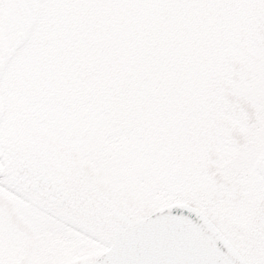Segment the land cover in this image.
I'll return each instance as SVG.
<instances>
[{"label": "snow or ice", "instance_id": "obj_1", "mask_svg": "<svg viewBox=\"0 0 264 264\" xmlns=\"http://www.w3.org/2000/svg\"><path fill=\"white\" fill-rule=\"evenodd\" d=\"M0 264H264V0H0Z\"/></svg>", "mask_w": 264, "mask_h": 264}]
</instances>
